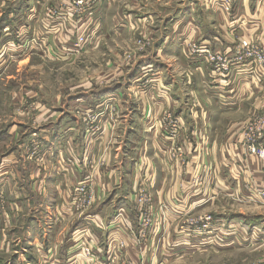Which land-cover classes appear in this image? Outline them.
Returning a JSON list of instances; mask_svg holds the SVG:
<instances>
[{
    "label": "rangeland",
    "instance_id": "rangeland-1",
    "mask_svg": "<svg viewBox=\"0 0 264 264\" xmlns=\"http://www.w3.org/2000/svg\"><path fill=\"white\" fill-rule=\"evenodd\" d=\"M1 1L0 9L9 10L13 6L18 19L17 32H8L1 43L10 45L14 55L29 51L22 59L5 56L0 64V225L3 227L8 209L16 199L17 177L22 178L14 161L16 151L23 171L42 169L48 159L39 134L47 116L37 119L38 113L47 108L51 113L71 103L74 112L83 113L87 138L99 134L103 127L99 118L103 112H109V120L115 119L123 97H130L136 103L135 98L140 93L148 94L157 85L159 76L163 77L159 71L164 66L155 69L148 65L136 72L145 57L157 63L166 62L167 72L183 71L168 45L157 53L159 42L169 30L177 28L172 35L175 46L178 42L183 46L187 60L194 61V66L198 67L195 70H201L198 65H206L208 79L209 76L250 74L260 79L261 85L264 83V0ZM126 4L131 8L127 9L128 15L134 13L133 10L139 11V25L120 37L112 36L109 34L112 16L114 12L126 11ZM26 12L33 17L27 19V23L20 19ZM191 12L195 13L198 24L209 21L204 13L211 16L210 20L222 33L218 35L222 41H217L219 49L215 50L210 44L204 46L199 37L189 31L196 25L193 19H188ZM202 13L204 19L199 16ZM150 14L152 19L148 17ZM126 20L129 19L117 21V27H123ZM261 90L256 100L246 101L256 105L250 113L233 116L244 122L237 143V154H241L242 161L235 163L234 171L230 164L220 171L237 192H224L226 185L217 180L213 166L206 164L196 170L192 179L201 187L205 177L210 175L209 190L201 197L203 201H196L197 194L192 195L191 190L183 186L172 206L165 202L157 204L154 196L152 207L146 204L137 211L133 205L136 222L133 234L136 241L140 234V246H145V253L135 259L124 256L128 246L121 229L128 217L126 211L117 206L109 212V222L101 221L100 225L109 228V264H264V154L258 153L259 148L264 150V88ZM104 91L113 93L95 99L93 105L68 100L80 92ZM198 96L196 100L205 104L206 99ZM126 105L134 106L129 102ZM53 114L52 118L58 113ZM146 117L150 119L149 115ZM157 122L148 123V129L157 125L171 141L167 150L169 156L183 157V150L175 154L178 148L182 149L176 140L179 129L176 128L175 137L170 135L173 123H168L164 115ZM119 137L114 132L110 141L117 142ZM252 145L257 152L251 151ZM115 155L112 154V160ZM8 157H12V161H8ZM59 161L56 165L60 169L70 164L63 157ZM95 161L86 160L84 169L88 172L71 186L69 204L76 213L88 212L97 201L93 179L96 163L102 158L95 156ZM144 165L140 163L136 169L137 180H140L135 184L133 204L136 193L140 194L137 202L140 197L149 196L150 180L144 175L147 173ZM253 167L260 169L263 175L259 176V171L254 173L256 177L250 174ZM29 186L37 184L32 180ZM164 196L162 193L161 197ZM108 198L110 205H117V195L110 194ZM24 202L21 201L22 205ZM18 214L34 213L23 209ZM19 224L24 225L22 221ZM22 233L23 229L16 232L18 237ZM80 252L74 256L77 258Z\"/></svg>",
    "mask_w": 264,
    "mask_h": 264
},
{
    "label": "crops",
    "instance_id": "crops-1",
    "mask_svg": "<svg viewBox=\"0 0 264 264\" xmlns=\"http://www.w3.org/2000/svg\"><path fill=\"white\" fill-rule=\"evenodd\" d=\"M1 4L2 1L0 6ZM128 5L125 6L126 11L114 12L109 28L110 35L120 37L130 29L138 27L141 20V17L137 16L139 11L133 10L134 13L128 15L127 9L131 10ZM30 15L26 12L20 19H25L27 23V19H33ZM204 15H207L209 21L198 24L195 21L198 20L195 13L189 14L188 19H193L196 24L195 26L193 24L189 31L199 37L204 46L210 44L215 50L219 49L222 41L218 35L222 33L210 20L211 16L207 13ZM199 16L204 19L203 13ZM16 17L17 12L13 6L9 10L0 9V64L4 62L5 56L10 59H22L29 52L14 55L10 45L5 46L1 43L8 32H17ZM148 17L152 19L151 14ZM124 19L129 20L124 21L123 27L118 28L117 21ZM176 30L177 28L164 34L157 53L162 52L163 47L166 48L168 45L172 49V57L184 68L183 71L167 72L166 62L157 63L156 60L145 57L136 72L148 65L154 66L155 69L157 66H164L159 71V74H164L163 77L159 76L157 85L149 90L148 94L140 93L139 97L135 98L136 103L130 97H123L122 104L116 110L115 119L109 120V112H103L101 114L103 116L99 118L103 122L99 134L87 138L83 113L74 112L75 108L69 105L71 103L66 106L67 108L57 107L51 113L47 112L48 108L38 113L37 119L47 116L39 134L44 154L48 159L42 169L23 171L20 155L16 151L14 161L18 163L17 172L19 171L22 178L17 177L18 184L15 186L14 194L16 199L10 210L8 209L6 226L0 225V264H93L92 262L96 261L93 256L89 258L74 256L81 250L75 236L83 229H87V236L84 239L89 243L92 252L99 254L103 264H109L111 253L109 228H102L100 225L101 221L109 222V212L115 210L117 206H121L128 217L121 229V235L128 246L124 256L135 259L143 255L145 246H140V234H137V241L136 234H133V225L136 222L132 212L133 205L137 211H141L143 207L136 200L139 193L135 194L134 204L132 199L135 184L140 180H137L139 174L136 170L140 163L147 167V173L144 175L150 180L148 202L144 205L154 206V196L157 198V204L165 202L172 206L178 200L183 186H187L192 195L197 194L194 198L196 201H203L201 197L209 190L210 175L205 177V184L201 187L196 186L192 179L196 170L199 171L206 164L212 165L217 171L215 177L226 185L224 192H237L233 185L229 186L226 182L227 177L220 174V171H224L229 164L232 167L230 169L234 171L235 163L242 161L241 154H237L239 146L237 143L244 122L239 117L233 119V116L248 114L256 107L246 101L256 100L258 94L262 92L261 88H264V83L261 85L260 79L250 74L223 75L217 78L209 76L208 79L205 73L206 65H198L201 70H195L198 67L194 66V61L187 60L183 46L179 42L175 46L172 35ZM221 47H224L223 43ZM112 93V91L98 94L80 92L68 100L70 102L79 100L87 105H93L95 99L104 95L110 96ZM197 95L206 99L205 104L196 100ZM151 97H154V100ZM128 102L134 106L126 105ZM167 112H170L179 124L176 140L184 152L180 158L169 156L167 150L171 141L167 140L157 125L154 124L153 128L148 129V123H158L161 116ZM53 113L58 114L52 118ZM147 115L150 119L146 117ZM114 132L121 136L117 142L110 141ZM113 153L116 155L112 160ZM95 156L102 158L101 162L96 163L93 179V191L97 201L88 212L76 213L69 204L71 186L88 172L87 168L84 169L86 160L95 163ZM62 157L70 161V164L60 169L56 163ZM6 159L12 161V157ZM260 171L253 167L250 174L258 172L257 174L261 176L263 174ZM32 180L37 184L36 187L29 186ZM162 193L166 195L164 198L161 197ZM110 194L117 195V205L109 204ZM22 200L25 201L23 205ZM23 209L25 211L31 209L34 214L20 216L18 212ZM20 221L24 223L23 226L19 224ZM20 229H23V233L18 237L16 232L20 233ZM73 259L78 260L73 262Z\"/></svg>",
    "mask_w": 264,
    "mask_h": 264
},
{
    "label": "built area",
    "instance_id": "built-area-1",
    "mask_svg": "<svg viewBox=\"0 0 264 264\" xmlns=\"http://www.w3.org/2000/svg\"><path fill=\"white\" fill-rule=\"evenodd\" d=\"M172 114L170 112H167L164 114L165 116V119H168V123H173V125L171 126L170 128V135L172 136H175L177 135L178 133V130L176 128L179 129V124L177 123L178 121L173 118V116H171ZM164 122V121H163ZM182 149L178 148L177 152L175 151V154H177L179 151H181ZM258 150V148H257ZM251 151L252 152H257L255 150V147L252 145L251 147ZM259 154H264V150L262 148H259V151H258ZM148 198L146 197V195H144L143 197H140L139 198V202H140V205L141 206H144V204L147 202ZM87 229H83L79 232V234H77L75 236V240H77V244L81 247V253L78 254L79 257H86V258H89L90 256H93L96 258V261H93L92 263L93 264H103L101 261V257L99 256L98 253H95V252H92V250L90 249V245L89 243L86 242V240L84 239V237H86L87 235V232H86Z\"/></svg>",
    "mask_w": 264,
    "mask_h": 264
}]
</instances>
